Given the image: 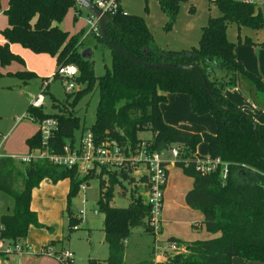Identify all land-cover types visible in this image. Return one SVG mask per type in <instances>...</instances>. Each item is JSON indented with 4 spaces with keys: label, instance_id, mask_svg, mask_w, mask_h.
<instances>
[{
    "label": "trees",
    "instance_id": "16d2710c",
    "mask_svg": "<svg viewBox=\"0 0 264 264\" xmlns=\"http://www.w3.org/2000/svg\"><path fill=\"white\" fill-rule=\"evenodd\" d=\"M183 0H157L166 16L164 30L172 27ZM216 6L218 14L209 16L200 28L195 45L187 49L163 50L155 43L152 33L140 15L123 11L117 6L106 24L105 34L113 46L144 63H170L162 68L147 67L127 57L123 52L108 46L100 32L91 33L95 45L108 48L111 55L110 69L104 74H93L91 59L81 56L83 45L80 31L70 35L59 27L69 8L76 15L80 11L73 0H8L4 14L7 26L0 30V66L12 61L22 62L20 56L9 50V44L18 43L34 53H46L55 58L56 67L71 63L77 68L76 81L83 84L75 93L73 102L84 92L97 87L98 102L95 120L82 134L90 130L94 141L112 140L121 147L134 148L141 140L137 135L149 131L152 150L161 151L176 145L180 158L175 166L191 178V187L184 194V203L202 214L201 225L210 233H218L209 239L181 241L169 237L183 248L182 251H164L162 261L154 260L151 247L149 256L131 264H231L233 257H240L243 264L255 261L264 264V124L256 122L243 108L235 105L226 95V87H238L255 97L264 91V81L247 70L237 60V43L228 38L227 29L235 25L239 30L247 27L256 30L264 25V15L259 7L248 0H208ZM254 46H264V41H244ZM205 77L207 87L199 73ZM14 75L27 83L36 76L28 70ZM170 94H186L193 114H210L215 122L214 132H192L164 122L160 104ZM55 113H47L42 107L25 109V118L36 121L53 117L57 129L53 131L48 146L54 153H62L63 146L75 142L73 129L79 117L73 108L56 104ZM204 142L206 155L196 152V146ZM29 152L40 148L38 131L26 140ZM219 159L227 165L225 178L217 168L208 173L195 171V162L201 158ZM183 161L185 164H183ZM99 173L107 179H99L92 170L80 177L76 168L61 167L46 159L31 158L28 162L0 156V191L13 200L12 210L0 214V238L8 244L22 242L29 227H40L36 212L30 208L31 192L42 180L55 183L68 179L67 203L76 195L79 185L88 178H98L99 197L97 210L102 215V231L107 245L104 260L88 258V264H127L126 241L139 227L144 234L154 236L149 225L150 207L142 194L146 181L141 175L139 185L129 191L130 203L126 207L110 204L116 186L135 183L132 167L109 170L101 167ZM68 228L76 229L80 218L66 207ZM76 225V226H75ZM50 244L44 245V250ZM61 248L56 251H61ZM59 264H63L59 262ZM70 264V263H69Z\"/></svg>",
    "mask_w": 264,
    "mask_h": 264
},
{
    "label": "rangeland",
    "instance_id": "374dc122",
    "mask_svg": "<svg viewBox=\"0 0 264 264\" xmlns=\"http://www.w3.org/2000/svg\"><path fill=\"white\" fill-rule=\"evenodd\" d=\"M257 7H259L264 15V0H251ZM117 3L122 7L123 11L140 15L146 22L153 39L156 44L163 50L168 49H187L197 43L200 35V28L204 26L209 16H215L218 14L216 6L208 2V0H183L178 8L177 18L172 27L168 30H164L165 15L161 11L157 0H117ZM75 16V15H74ZM90 18V14L83 8L76 15V20L73 18V9L66 12L65 16L59 23V27L67 31L71 35H75L81 30L87 33L88 24L87 20ZM228 38L237 44L239 42L244 43L246 38L256 42L264 39V25L256 30H252L247 27H241L236 29L235 25H230L227 29ZM83 45L81 51L85 48H90V59L93 65V74L96 76L102 75L107 69H110L111 55L108 48L101 49L98 45H95L94 37L91 33H87L86 36H82ZM21 47V46H20ZM15 48H19L16 46ZM24 49L22 56V62L13 61L14 66H20L25 68L27 64H30L39 74H45L51 79L45 88L43 95L42 108L47 113H55L56 107L51 105L52 98L54 103L65 105L67 108H73L74 114L79 117L77 127L73 129V135L75 138V146L79 145L80 137L84 128H88L93 124L95 120L97 102H98V90L97 87H93L81 94L75 102H73L75 93L78 89L84 87L83 84H79L76 81V77L62 78L59 75H54L56 72V63L52 59V56L46 53H34L30 49ZM11 63V62H10ZM42 75H37L31 78L24 86L21 85L19 79L15 76H4L2 79L6 82L5 88L0 90V130L6 132L16 117H19L23 123H33L31 120L23 117L26 107L32 102V100L40 93L42 84ZM43 75V76H45ZM72 84L73 89L67 90V84ZM182 99H188L187 95L179 96ZM188 107L187 120L196 131L205 130L211 132L215 130V122L210 114L196 115L193 114L188 105L184 101L175 103V108L183 111ZM174 108V109H175ZM173 109V111H174ZM143 140H148L151 137L149 131H141L137 135ZM196 150L201 155H206V145L204 142H200ZM182 171V170H181ZM144 172V167L140 165L134 175L135 183H125L123 186H116L114 189L113 198L110 202L115 207H126L130 203L129 191L132 186H137V178L139 174ZM80 177L86 176L84 173L79 172ZM98 173V174H97ZM97 176L99 179L106 180L107 175L99 173L97 169ZM183 172H180L177 168L171 169L170 172V185L175 192L173 199L170 203H184L183 197L180 192L186 191L190 188L191 181L186 175L183 176ZM185 177V178H183ZM85 190L78 189L76 195L71 197L70 203H67L66 193H60L57 189L54 193L47 191L46 193L38 192L41 197L38 199V210L41 216L45 215L48 220L47 225L42 227H48L50 241L48 244H52L55 247H63L73 252L74 260L71 264H88V258L96 260H104L107 256V245L104 241L102 231V215L97 210L96 202L99 197V185L98 178H88L85 182ZM181 192V193H183ZM164 203L166 202V195L164 193ZM13 203L10 196L0 191V205ZM72 215L76 218H80V221L76 229L70 230L68 228V220L66 207ZM52 205L59 208L58 213L52 209ZM188 211H194L195 215H199V211L192 208ZM94 210H97L94 213ZM178 212V211H177ZM190 212L179 214L180 219L185 224L180 225L181 228L189 230L190 218H193ZM37 214V213H36ZM56 214V215H55ZM163 217V216H162ZM195 220V219H193ZM194 222V221H193ZM187 223V224H186ZM75 225V226H76ZM48 231L46 233H48ZM196 232L195 230H191ZM133 234L129 237L126 245L125 262L129 264L134 262L133 260H140L149 256L148 250L151 245V237L142 236L144 234L139 227L133 230ZM139 233V234H136ZM158 236V235H157ZM156 236V237H157ZM159 237V236H158ZM25 238L23 239V241ZM22 241V242H23ZM54 248V247H53ZM55 249V248H54ZM158 254L160 252L158 251Z\"/></svg>",
    "mask_w": 264,
    "mask_h": 264
},
{
    "label": "crops",
    "instance_id": "0c3cea01",
    "mask_svg": "<svg viewBox=\"0 0 264 264\" xmlns=\"http://www.w3.org/2000/svg\"><path fill=\"white\" fill-rule=\"evenodd\" d=\"M7 2L8 0H0V30H2L4 27L7 26V18L3 12L4 9H6L7 7ZM72 9H73V18H74V15L76 13L74 8L71 7L68 9V11ZM86 34L87 33L83 32L82 36L84 37L86 36ZM260 41H256V42H260ZM262 41H264V39ZM0 43H3V39L1 35H0ZM16 46H18L19 48H15ZM20 46L21 45L18 43H11L9 44V50L12 53L22 58L21 55H23L24 49H21L22 46L21 47ZM174 50H178V49H174ZM235 56L237 60H239L247 70L254 73L262 81H264V46L260 47V46H254L251 44H246L245 42L244 43L239 42L236 45ZM52 59L55 60L54 57H52ZM13 64L15 63H13L12 61L11 63H9L8 65L4 67L0 66V90H3L6 87L5 86L6 82L4 81V79H2L4 76H12V75L15 76L14 73L21 71V70L31 71L36 76L42 75V74H39V72L37 73V71L34 72L35 69L32 68L30 64H27L25 68L16 66V65L14 66ZM43 75L41 77L42 82L46 77H48L46 75L45 76ZM27 83H22L21 85L25 86ZM224 94L235 105L243 108L248 114H250L251 117L256 122L264 124V91L258 92L255 97L251 98V96L242 92L238 87L235 86V87H226L224 89ZM183 95H186V94H170L167 96L166 102L160 104V111H161V115H162L164 122L171 124L178 128L190 130L192 132L205 131V130L196 131L197 130L196 128H193L190 124H188V120L186 119L188 107L187 109L186 108L184 109L183 116L181 115V110L175 108V103L177 101L178 103H181V101H184L185 104L188 105L189 97L188 99L186 98L182 99V97H179ZM36 132H37V126L35 123L26 124V123H23L21 119H19V117H16L15 121L12 123V125L9 127V129L6 132H3L0 130V154L11 156V157H20V156L27 154L29 152V148L26 144V140L32 137ZM174 168H177L178 170H180V172H182L181 168L175 165H169L167 167V182L163 190L162 207H161V212H160V217H159L160 218V233L157 239L159 241H163L169 237H173L181 241H194V240H200V239H209L214 236H217L218 233H215V234L210 233L206 231L205 228L201 225L202 214L200 212H199V215H195L194 211L191 212V211H188L189 209H185V208H189L185 203H170V201L173 199L174 194H175V192L173 191V187L171 188V185H170V182H171L170 172H171V169H174ZM189 179L192 182L190 177ZM136 184L139 185V182ZM68 188H69L68 179L59 180L55 183H52L48 180H42L39 183L38 187L32 190L30 208L37 213L36 214L37 220L41 224V226L40 227H33V226L29 227L23 243H27L30 246V249L32 250V252L34 253L32 254H15V253L8 254L5 252V248L7 247L8 243L2 242L0 245V264H59L54 257L49 256V255H43L40 252L41 248L44 245H47L51 238L49 235L48 227L46 228L42 227L43 224L47 225L48 220H45L46 219L45 215L41 216V214L39 213L37 205H38V199L39 197H41V195H39L38 192L40 191L44 194L47 191H51V193H54L57 189H59L60 193L65 192L67 195ZM186 191L185 190L184 192L181 191L183 193L180 192V195L181 197H183V199H184V194ZM164 193H168V196L166 195L167 198L165 199L167 203H164V197H165ZM12 207H13V203H8L6 204V206L3 205V207L2 205H0V214H3L7 211L12 210ZM52 209L56 211V214L59 211V208L57 210V207L54 208L53 205H52ZM188 212L194 215V217L190 218L191 219V221L189 222L190 226H188L189 230H186L180 227V225L185 224V222H182V220L179 217V214L181 213L187 214ZM191 230H195L196 232H193ZM47 231L48 233H46ZM136 234H139V233H136ZM139 235L147 236V234H139ZM148 236L151 237L152 239L151 240L152 241L151 245H152L153 237L150 235ZM49 246L51 247L53 251L63 248V247H55L52 244H50ZM150 249L151 247L149 248L148 253L150 252ZM163 259H164V254L161 252L160 254L157 253L156 255H154L155 261H162ZM72 260H74V258ZM133 261L135 262L137 260H133ZM131 263L133 262H130L129 264ZM231 264H243V262L240 257L236 256L232 258ZM245 264H262V263L255 262V261H249V262H246Z\"/></svg>",
    "mask_w": 264,
    "mask_h": 264
},
{
    "label": "built area",
    "instance_id": "2783aa9c",
    "mask_svg": "<svg viewBox=\"0 0 264 264\" xmlns=\"http://www.w3.org/2000/svg\"><path fill=\"white\" fill-rule=\"evenodd\" d=\"M93 5L108 17L114 13L117 6V0H90ZM251 1V0H248ZM264 4V2H263ZM88 30L87 33H98L97 19L90 14L87 20ZM77 68L74 64L67 63L57 67L54 75H59L62 78H73L77 75ZM51 77H46L41 86L40 93L30 103L32 107H41L43 104V95L48 81ZM67 84V90H72L73 85ZM42 92V93H41ZM25 117V115H23ZM31 121H35L37 131L40 135L41 145L40 148L28 152L27 154L14 157L23 162H28L31 158L46 159L52 164L61 167L76 168L78 172L90 173L92 170H100L105 167L109 170H116L122 168L125 164L132 167V175L140 165L144 167V172L138 175L146 177V181L140 183L144 187L142 194L145 197V202L150 207L149 225L154 231L153 236V250L154 255L164 251L179 252L183 248L174 241H159L157 238L160 233V212L162 207L163 190L167 182V167L175 165L179 160V149L176 145L169 147L166 150L156 151L150 148V143L141 140L134 148L118 146L115 141L106 140L101 143L94 141L93 135L90 130L85 131L79 141V145L75 146L74 143H66L62 148V153H54L50 150L48 142L52 137L53 131L57 129L58 122L53 117L43 118L36 121L31 117ZM1 156V154H0ZM183 164L185 162L183 161ZM219 168L222 178L227 174V165L219 159L201 158L195 162V171L200 173H208ZM137 178V181H138ZM139 182V181H138ZM85 182L79 185V189L85 190ZM97 210H94L96 213ZM158 235V236H157ZM157 236V237H156ZM3 242L0 238V245ZM8 254H32V250L27 243L18 242L15 244H8L5 248ZM43 255H49L56 259V261L63 264H71L73 262V253L69 249H62L61 251H53L51 247H46L40 251Z\"/></svg>",
    "mask_w": 264,
    "mask_h": 264
},
{
    "label": "water",
    "instance_id": "95a60500",
    "mask_svg": "<svg viewBox=\"0 0 264 264\" xmlns=\"http://www.w3.org/2000/svg\"><path fill=\"white\" fill-rule=\"evenodd\" d=\"M73 1L75 2V4L78 7L85 9L89 14H92L97 19V25H98V29H99L100 35H101L102 39L104 40V42L108 46H110L111 48H113V49H115L117 51L123 52L127 57H129L132 60H134L135 62L140 63V64H142L144 66H147V67H154V68L162 67V68H166V67L173 66L170 63H162V64L144 63V62H141L139 60L134 59L133 57H131L129 54H127L123 50L119 49L118 47L113 46L107 40L106 34H105L106 24L110 20V18L106 14L102 13L99 9H97L90 0H73ZM90 52H91L90 48H85V49H83L81 51V56L83 58L90 59ZM198 71H199V73L202 76V80L204 81L205 86L207 87L205 77L203 76L201 70L198 69Z\"/></svg>",
    "mask_w": 264,
    "mask_h": 264
}]
</instances>
